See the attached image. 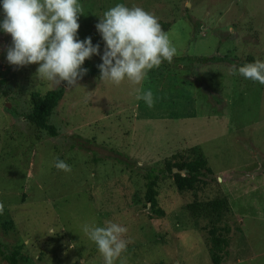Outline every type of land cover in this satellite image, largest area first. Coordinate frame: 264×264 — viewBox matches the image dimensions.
Instances as JSON below:
<instances>
[{
	"label": "rangeland",
	"instance_id": "obj_1",
	"mask_svg": "<svg viewBox=\"0 0 264 264\" xmlns=\"http://www.w3.org/2000/svg\"><path fill=\"white\" fill-rule=\"evenodd\" d=\"M80 3L77 36L91 37L101 51L95 25L124 3L154 14L162 29L169 25L163 30L177 49L174 58L224 62L164 61L141 85L83 77L68 85L48 118L57 133L51 138L27 119L31 96L66 82L38 78L36 64L9 65L11 37L0 33V264H104L81 229L92 221L128 228L124 238L131 243L115 264H211L212 231L229 240L222 264H264V84L232 73V65L249 58L264 60V0ZM137 87L152 91L151 107L135 99ZM72 137L93 142L97 155L72 147ZM108 151L136 164L107 159ZM199 154L213 173L206 186L179 191L161 174L167 162H190ZM57 159L71 172L55 168ZM150 173L157 175L162 218L148 210ZM216 200L228 207L220 218L189 208Z\"/></svg>",
	"mask_w": 264,
	"mask_h": 264
},
{
	"label": "clouds",
	"instance_id": "obj_2",
	"mask_svg": "<svg viewBox=\"0 0 264 264\" xmlns=\"http://www.w3.org/2000/svg\"><path fill=\"white\" fill-rule=\"evenodd\" d=\"M0 12V33L11 37L7 63L16 67L36 64L38 78L58 85L63 81L76 86L88 73L82 67L84 62L93 56L101 60L97 65L101 81L119 85L129 80L141 85L150 70L164 61L171 63L177 53L158 18L138 6L117 3L99 18L95 28L103 42L102 51L91 37L80 40L77 36L83 12L80 0H0ZM232 73L264 84V60L232 65ZM134 96L149 107L154 103L151 90L137 87ZM54 166L71 172L64 160L57 159ZM81 229L96 245L104 264H115L131 243L124 238L128 228L112 221L104 226L85 222Z\"/></svg>",
	"mask_w": 264,
	"mask_h": 264
},
{
	"label": "trees",
	"instance_id": "obj_3",
	"mask_svg": "<svg viewBox=\"0 0 264 264\" xmlns=\"http://www.w3.org/2000/svg\"><path fill=\"white\" fill-rule=\"evenodd\" d=\"M169 28L168 24L163 25V29ZM184 61L196 62L203 65L209 63H222V59L218 57H199V58H189V57H180L173 58L172 62L180 64ZM253 58H249L246 62H252ZM243 62L239 65H243ZM101 63L99 60L96 63L86 62L82 67L88 69V73L84 76L87 78L98 77L100 76L97 65ZM68 87L67 83H64L63 86L47 92L43 97L39 94H33L32 98V111L28 115V121L33 124L38 130L46 132L51 138L57 136L56 129L54 126L48 124V118L52 115L54 110L58 107L59 103L63 100L66 88ZM74 141L72 147H77L79 150H84L93 155H97V150L93 145V142L89 140H84L81 137H72ZM105 157L112 159L117 163L123 165H134L136 163L130 162V158L127 156L121 155L118 152L108 151L105 154ZM97 159V156L95 157ZM174 170H177V173H174ZM183 172V173H180ZM154 173V172H153ZM168 174L173 178L174 184L179 191H195L198 187H204L207 185V178L213 173L207 165L206 159L203 155L199 154L197 157L190 162H180L172 164L167 162L165 168L161 171V174ZM156 181L157 175L149 174L147 176L146 184V201L148 203V210L154 214L157 218H162L164 216L163 211L158 207L157 204V190H156ZM190 210L192 212L202 211L215 215L216 217H222L228 210L227 204L224 200H216L211 203L200 205L198 203L190 205ZM230 231V228L227 230V233ZM209 254L211 258V264H222L223 263V253L229 248V240L227 238L221 237L216 234L214 231L211 232ZM16 254L13 253L11 256V261L16 262ZM21 261H27L24 257H20Z\"/></svg>",
	"mask_w": 264,
	"mask_h": 264
},
{
	"label": "water",
	"instance_id": "obj_4",
	"mask_svg": "<svg viewBox=\"0 0 264 264\" xmlns=\"http://www.w3.org/2000/svg\"><path fill=\"white\" fill-rule=\"evenodd\" d=\"M7 108H9V105L7 106ZM178 171L177 170H174V173H177ZM180 173H183V172H180Z\"/></svg>",
	"mask_w": 264,
	"mask_h": 264
}]
</instances>
